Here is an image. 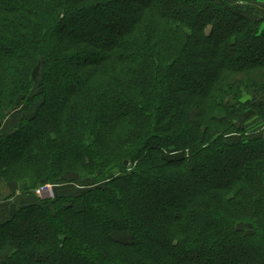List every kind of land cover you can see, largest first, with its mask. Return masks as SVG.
<instances>
[{
    "label": "trees",
    "instance_id": "1",
    "mask_svg": "<svg viewBox=\"0 0 264 264\" xmlns=\"http://www.w3.org/2000/svg\"><path fill=\"white\" fill-rule=\"evenodd\" d=\"M261 1L0 0V264H264Z\"/></svg>",
    "mask_w": 264,
    "mask_h": 264
},
{
    "label": "crops",
    "instance_id": "2",
    "mask_svg": "<svg viewBox=\"0 0 264 264\" xmlns=\"http://www.w3.org/2000/svg\"><path fill=\"white\" fill-rule=\"evenodd\" d=\"M257 8H259V11L264 17V1L257 3ZM262 25L264 26V20L262 22ZM19 121H20L19 117H16L15 119H11V120L8 117L3 122V125H1L2 127L0 128V136L2 134H7L9 130L12 128L9 126L13 125L14 128L19 123ZM258 127H262V125L261 126L255 125V128ZM1 185L5 186V192L7 196L2 197L0 194V224H2L9 215L10 216L13 215L14 212L19 208L32 203L33 200L36 198V196L40 197V195L37 193V190L32 194L22 193L19 184L15 182L4 183L0 181V186ZM11 252L12 249L8 252V254H10Z\"/></svg>",
    "mask_w": 264,
    "mask_h": 264
},
{
    "label": "rangeland",
    "instance_id": "3",
    "mask_svg": "<svg viewBox=\"0 0 264 264\" xmlns=\"http://www.w3.org/2000/svg\"><path fill=\"white\" fill-rule=\"evenodd\" d=\"M187 71H189V73H190L189 69H187ZM185 79H186V77L183 76V78L181 80V83L183 85H187ZM21 115H22L21 111H13V113L9 116V119L10 120L11 119H15L16 117L20 118ZM254 121H255L254 119H249L246 123H250L252 125V128H253V127H255ZM9 127L13 128V125L9 126ZM12 128L9 130V132L12 131ZM73 178H76V177L74 175H69L68 178H67V181L65 183H63V184H59V185L46 184V185H51L50 189H48L47 193L44 194V196L41 195V198L42 199H51V198H55L58 195L71 194V193H80V192L84 191L85 189L90 188L91 185H96V184H94L92 182L84 184V182L81 183L80 181H76ZM4 183H6V182H4ZM85 185H87V186H85ZM0 194H1L2 197L7 196V194L5 192V186L4 185L0 186ZM9 217H10V215L6 219H8Z\"/></svg>",
    "mask_w": 264,
    "mask_h": 264
},
{
    "label": "built area",
    "instance_id": "4",
    "mask_svg": "<svg viewBox=\"0 0 264 264\" xmlns=\"http://www.w3.org/2000/svg\"><path fill=\"white\" fill-rule=\"evenodd\" d=\"M50 186L51 185H46V186H43V188L41 187V188L37 189V193L40 195V197H41V195L44 196V194L47 193L48 189H50Z\"/></svg>",
    "mask_w": 264,
    "mask_h": 264
},
{
    "label": "water",
    "instance_id": "5",
    "mask_svg": "<svg viewBox=\"0 0 264 264\" xmlns=\"http://www.w3.org/2000/svg\"><path fill=\"white\" fill-rule=\"evenodd\" d=\"M126 162H127V161H126ZM126 162H125V163H126Z\"/></svg>",
    "mask_w": 264,
    "mask_h": 264
}]
</instances>
